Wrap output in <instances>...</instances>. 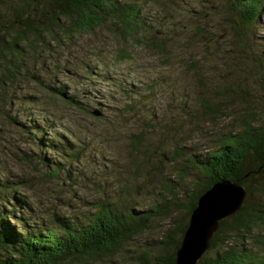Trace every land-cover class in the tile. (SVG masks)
I'll return each instance as SVG.
<instances>
[{"label":"trees","instance_id":"obj_1","mask_svg":"<svg viewBox=\"0 0 264 264\" xmlns=\"http://www.w3.org/2000/svg\"><path fill=\"white\" fill-rule=\"evenodd\" d=\"M142 5L143 0H0V120L6 125H24V120L15 117L20 111L9 112L16 99L29 117L34 115L29 107L37 101L46 107L62 102L100 116L92 112L97 108L87 109L67 94L64 85L54 86L49 81L54 73L49 65L67 71L68 59L61 55L82 35L101 30L112 34L114 51L121 59L129 58L134 44L165 52L162 43L147 41ZM233 6L241 36L249 37L248 31L264 16V0H234ZM256 43L264 47V39ZM248 45L242 40L238 51L231 50L232 61L240 59ZM251 58L258 62V75L263 79L262 84L257 83L260 90L254 91L236 76L234 85L217 83L213 90L206 86L207 92L199 91L196 119L203 116L210 121L212 113L219 114L228 108L227 103H233L239 114L230 127L212 134L206 151L188 144L193 134L190 129L185 133L183 127L164 126L156 142H151L141 128L134 134L137 139H132L133 151L147 142L141 154L131 153L120 188L123 194L116 198L106 188L99 189L96 200L80 213L58 211L54 206V211L42 217L32 213L22 191L27 185L25 178L1 175L0 264H174L197 198L214 182L224 180L243 184L245 199L237 211L219 222L197 264H264V56L255 51ZM84 69L92 72L93 66L84 65ZM35 87L41 90L38 97L30 90ZM210 90L213 98L208 96ZM27 126L32 131L29 139L40 150L62 156L76 145L70 130L67 136L60 132L50 135L48 121L29 119ZM147 126L154 130L160 123L150 119ZM40 150L29 155H37L39 164L49 168V177H59L61 163ZM78 153L69 163L77 160ZM155 153L160 157L152 160ZM25 154L20 156L25 158ZM158 164L168 170L153 173ZM146 195L153 196L154 203L140 206L143 200L139 198ZM166 217L172 218V223L156 245L144 241L135 245L138 235L153 231L158 220Z\"/></svg>","mask_w":264,"mask_h":264},{"label":"rangeland","instance_id":"obj_2","mask_svg":"<svg viewBox=\"0 0 264 264\" xmlns=\"http://www.w3.org/2000/svg\"><path fill=\"white\" fill-rule=\"evenodd\" d=\"M233 2L143 0L141 12L147 41L162 43L165 52L134 44L129 48V58L121 59L114 51V37L107 30L82 35L72 49L61 55L68 59L67 71L60 72L49 65V70L54 71L49 81L54 86L64 85L67 94L79 99L80 105L87 109L97 108L100 116L77 111L62 102L46 107L37 101L29 107L34 114L29 117L21 100L13 102L9 112L20 111L12 114L15 113L16 120H24V128L17 122L6 125L0 120V176L25 178L27 185L22 191L31 204L33 212L31 209L30 212L45 217L54 211L51 207L56 206L58 211L80 213L96 200L99 189L106 188L114 198L120 196L118 193L123 194L120 188L130 155L136 151L137 155L141 154L147 142L144 140L133 151L131 142L137 139L134 134L143 127L151 142H156L161 128L183 127L185 133L190 129L193 134L188 144H195L204 151L212 134L230 127L233 117L239 114L233 103H227L228 108L219 114L212 113L210 121L203 116L197 120L196 115L200 111L199 91L206 90V86L211 90L217 83L231 86L237 81L236 76L249 83L254 91L260 87L259 81L262 84L256 67L258 62L251 56L255 51L264 56V47L256 43L264 39V16L248 31L249 37L244 38ZM238 40L249 47L238 56L240 59L232 61L233 54L229 52L238 51ZM84 65L93 66V71L88 72ZM30 90L36 97L41 92L36 87ZM208 96L213 98V91ZM35 118L51 123L48 131L52 136L59 132L66 135L70 130L76 145L62 156L38 149L40 147L28 137L32 131L27 124L29 119ZM150 119L157 120L160 126L154 130L148 128ZM164 148L163 145L161 149ZM38 150L61 163L63 170L59 177H49L46 174L49 168L39 164L37 155H29ZM22 152H26L25 158L20 156ZM77 152V160L69 163ZM159 154L155 153L152 160L159 158ZM165 166L158 164L153 173H165L168 170ZM139 200H143L140 206L154 203L151 195L141 196ZM171 219L158 220L153 231L137 236L135 245L143 241L156 245L172 223Z\"/></svg>","mask_w":264,"mask_h":264},{"label":"water","instance_id":"obj_3","mask_svg":"<svg viewBox=\"0 0 264 264\" xmlns=\"http://www.w3.org/2000/svg\"><path fill=\"white\" fill-rule=\"evenodd\" d=\"M99 114L98 110L92 111ZM246 188L229 180L214 182L197 198L175 252L174 264H197L210 245L219 222L243 204Z\"/></svg>","mask_w":264,"mask_h":264}]
</instances>
